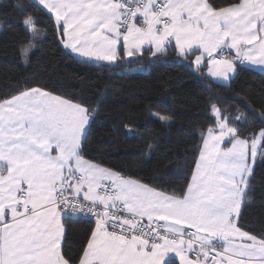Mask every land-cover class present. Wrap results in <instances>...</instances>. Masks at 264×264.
<instances>
[{
    "label": "snow or ice",
    "instance_id": "obj_1",
    "mask_svg": "<svg viewBox=\"0 0 264 264\" xmlns=\"http://www.w3.org/2000/svg\"><path fill=\"white\" fill-rule=\"evenodd\" d=\"M65 48L82 62L125 57L192 59L221 86L237 64L264 74V0H37ZM24 25L39 39L31 15ZM31 44L22 49L29 62ZM94 109L42 87L0 98V264H264V231L246 230L254 165L264 162L262 126L247 135L210 105L191 180L177 194L85 158ZM167 124L169 117L157 114ZM131 132V128L125 125ZM91 227L79 256L65 223Z\"/></svg>",
    "mask_w": 264,
    "mask_h": 264
},
{
    "label": "trees",
    "instance_id": "obj_2",
    "mask_svg": "<svg viewBox=\"0 0 264 264\" xmlns=\"http://www.w3.org/2000/svg\"><path fill=\"white\" fill-rule=\"evenodd\" d=\"M225 5L229 0H214ZM31 15L45 30L39 39L24 25ZM35 44L25 64L22 49ZM178 56L124 58L115 64L82 62L62 45L54 19L34 0H0V98L20 85L47 91L94 109L85 158L152 186L179 194L191 180L200 132L212 122L210 105L230 116H243L236 126L247 135L257 131L264 111V74L238 65L221 86L203 70ZM157 114L169 117L167 124ZM128 128L133 131L129 132ZM250 200L242 206L246 230L264 231V162L254 165ZM93 225L73 219L65 223L68 250L81 254Z\"/></svg>",
    "mask_w": 264,
    "mask_h": 264
},
{
    "label": "crops",
    "instance_id": "obj_3",
    "mask_svg": "<svg viewBox=\"0 0 264 264\" xmlns=\"http://www.w3.org/2000/svg\"><path fill=\"white\" fill-rule=\"evenodd\" d=\"M34 1L37 3V0H34ZM41 7H42V6H41ZM62 45H63V47L65 48L63 42H62ZM169 48H170V47H169ZM65 49H66L68 52H70L71 54H73L75 57L79 58V59H82V60H85V59H86V58L78 57L75 53L71 52L70 49H67V48H65ZM125 58H130V57H125ZM193 59H194V57H193ZM92 62H95V63H102V64H110L109 62H106V61H95V60H92ZM236 64H237V67H238V65L240 64V65L248 66V67H250V68H253V69H255V70L260 71L256 66H254V65H250V64H248L247 62H245L244 64H241L239 61H237ZM205 72H206V74H207V70H206V69H205ZM234 75H235V73L233 74L232 78L234 77ZM208 77H209L211 80H213V81L216 82V78H212V77H210L209 75H208ZM232 78H231V79H232ZM231 79H230V80H231ZM230 80H229V81H230ZM229 81L224 82V83H228Z\"/></svg>",
    "mask_w": 264,
    "mask_h": 264
},
{
    "label": "built area",
    "instance_id": "obj_4",
    "mask_svg": "<svg viewBox=\"0 0 264 264\" xmlns=\"http://www.w3.org/2000/svg\"><path fill=\"white\" fill-rule=\"evenodd\" d=\"M82 220H86V219H82ZM87 221V220H86Z\"/></svg>",
    "mask_w": 264,
    "mask_h": 264
}]
</instances>
